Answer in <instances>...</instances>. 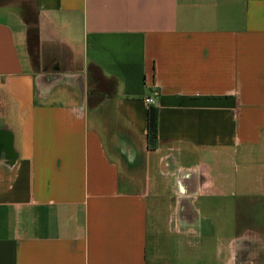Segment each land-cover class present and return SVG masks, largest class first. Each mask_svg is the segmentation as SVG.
I'll return each mask as SVG.
<instances>
[{
  "label": "crops",
  "instance_id": "0c3cea01",
  "mask_svg": "<svg viewBox=\"0 0 264 264\" xmlns=\"http://www.w3.org/2000/svg\"><path fill=\"white\" fill-rule=\"evenodd\" d=\"M229 201L252 209L235 235ZM255 243L264 0H0V264H253Z\"/></svg>",
  "mask_w": 264,
  "mask_h": 264
},
{
  "label": "rangeland",
  "instance_id": "374dc122",
  "mask_svg": "<svg viewBox=\"0 0 264 264\" xmlns=\"http://www.w3.org/2000/svg\"><path fill=\"white\" fill-rule=\"evenodd\" d=\"M243 202H245V200H243ZM231 201H229V212H228V216L229 219L228 221H232L235 225L233 226V230L231 232H229V234L231 235H235L236 233L240 232V226L241 225H250L252 220L250 218L251 215V206L247 205L246 203H242L239 206H243V211H242V215L238 216V218H235V216L239 215V212L237 210V208L230 204ZM241 212V211H240ZM243 250H245L246 252L250 253L251 251V260L250 262H252L253 264H264V244H249L247 245V248H242ZM241 250V249H239ZM240 254V253H239ZM238 254V258H240L241 255ZM246 261V264H248V261ZM244 261V262H245Z\"/></svg>",
  "mask_w": 264,
  "mask_h": 264
},
{
  "label": "trees",
  "instance_id": "16d2710c",
  "mask_svg": "<svg viewBox=\"0 0 264 264\" xmlns=\"http://www.w3.org/2000/svg\"><path fill=\"white\" fill-rule=\"evenodd\" d=\"M89 75H93L91 77L90 82H96L98 79H104L100 74L95 73L94 67L88 66ZM112 89H108L110 92ZM156 130H157V110L155 107L150 106L147 110V139L149 144H153L156 138Z\"/></svg>",
  "mask_w": 264,
  "mask_h": 264
},
{
  "label": "built area",
  "instance_id": "2783aa9c",
  "mask_svg": "<svg viewBox=\"0 0 264 264\" xmlns=\"http://www.w3.org/2000/svg\"><path fill=\"white\" fill-rule=\"evenodd\" d=\"M144 101H145L147 104H149V105L153 104V102H154L152 96H146V97L144 98Z\"/></svg>",
  "mask_w": 264,
  "mask_h": 264
}]
</instances>
